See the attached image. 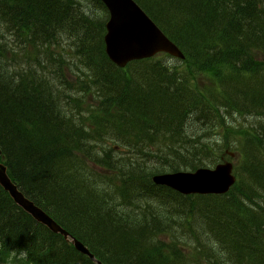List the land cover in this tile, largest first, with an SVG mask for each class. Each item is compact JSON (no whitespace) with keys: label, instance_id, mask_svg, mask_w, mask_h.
I'll use <instances>...</instances> for the list:
<instances>
[{"label":"trees","instance_id":"trees-1","mask_svg":"<svg viewBox=\"0 0 264 264\" xmlns=\"http://www.w3.org/2000/svg\"><path fill=\"white\" fill-rule=\"evenodd\" d=\"M33 1L54 4L56 14L45 21L28 0H0V51L16 58L6 69L38 70L0 84V162L22 195L102 264H264V0H134L184 59H174L177 66L159 54L121 70L104 55L108 14L99 0ZM27 13L34 47L23 49L16 35ZM57 37L70 58L48 66L49 58H37L36 43ZM86 43L96 45L112 76L101 81L74 68ZM152 71L167 80L165 88L145 80ZM17 83L27 98H19ZM65 87L78 90L76 97L65 96ZM105 87L112 90L95 91ZM159 105L167 114L156 121ZM195 112L196 127L178 131ZM249 117L254 126L239 122ZM227 150L239 158L237 181L224 195L182 196L152 182L160 173L212 168ZM196 200L217 208L187 205ZM189 223L191 235L220 223L225 244L196 246L194 237L174 235ZM250 245L240 261L236 251L242 256ZM9 262L96 264L35 222L0 186V264Z\"/></svg>","mask_w":264,"mask_h":264},{"label":"water","instance_id":"water-1","mask_svg":"<svg viewBox=\"0 0 264 264\" xmlns=\"http://www.w3.org/2000/svg\"><path fill=\"white\" fill-rule=\"evenodd\" d=\"M108 11L103 37L107 58L117 67L124 68L134 60L152 58L156 54H168L183 59V53L170 41L155 23L137 6L134 0H100ZM1 155V151H0ZM6 166L0 162V186L17 207L27 213L35 222L53 234L61 235L81 255L90 261H97L93 254L77 239L58 225L39 206H35L6 173ZM233 165L230 162L219 163L214 169H196L194 172H171L153 175V183L173 189L181 195H218L225 194L234 185Z\"/></svg>","mask_w":264,"mask_h":264},{"label":"bare ground","instance_id":"bare-ground-1","mask_svg":"<svg viewBox=\"0 0 264 264\" xmlns=\"http://www.w3.org/2000/svg\"><path fill=\"white\" fill-rule=\"evenodd\" d=\"M28 2H30V4L32 3L34 5L36 4V7L38 9L40 8L39 9L40 11L46 13V19H44L45 21L46 20L48 21V19H50V18L52 19V17L56 14L55 13L56 6L54 4L39 5L38 3H36L33 0H28ZM18 6L20 7L21 5H18ZM80 8H82V7H80ZM29 16H30L29 13L25 14L24 15L25 18H23V20L20 21V23H19L20 25L17 28L18 30H22L24 32L23 33V32H19L18 31L17 35H16L17 38L20 40V42L23 41V43H24V46H23L24 48L23 49H25V47H34V43L32 41H30V36L33 37V34H35V31L33 30V32H32L31 28H33V29H35V28H34L33 24L31 23L33 20H30L31 18H29ZM35 22H36V20H35ZM28 28H30V30H28V32L23 30V29H28ZM13 29L17 30L14 27H13ZM55 36H57V35H55ZM55 39H57V40H54L51 43H48V42L43 43L42 41L36 43V46H37V58H39L40 60L41 59H45V58H49V61H51V62L49 63L48 66H50L52 62H56V61H59L60 63L64 64L65 61H67L70 58V56L67 55L66 53H63L62 60L60 58H58L60 56H57V53L54 52L53 49H52V47H54V46H51V45H57V47H63L64 39H62L61 37H57ZM76 49H77V46H76ZM69 50H71V49H68V51L67 50L66 51L69 52ZM75 53H77V52H75ZM78 54L80 55L79 62L75 63L76 60L74 61V58L72 60L74 61L73 62L74 66H75L74 68H77L80 71V74L81 73L85 74L87 72L96 73V74H98V76H101L100 78H101V81H102V78L104 79V78L110 77V76H112L115 73L113 68H112V66H109L104 61L103 62L101 61L102 60L101 59V55L99 54V51H97V47H96L95 44L86 43V45L85 44L84 45H80L79 46V50H78ZM104 55H105V51H104ZM105 56L107 57V55H105ZM25 59H26L27 62H29V61L31 62V58H25ZM7 60H10L11 62H14L16 60V58L15 57H8L7 56V51L6 52L4 50L0 51V84H2L4 82L7 83V79H19V77L28 79L30 77V75L35 74V73L38 72V70H31L27 74H26V70H20L18 72H10L5 67V65H7V63H6ZM108 61L113 66H115L109 59H108ZM9 66H12V65H9ZM33 66H37V65H33ZM115 67L117 69H120L117 66H115ZM10 68H13V67H10ZM121 69H124V68H121ZM151 77H153L152 86L154 85V86H157V87H159L161 89L166 87L167 80L165 78H162L159 75H157V73L155 71H152V73L150 72L149 73V77L146 76L145 80L149 81L150 80L149 78H151ZM54 78H55L54 75H50L48 80L51 83H53ZM145 80H144V82H145ZM137 82L140 83L141 81H137ZM3 85H0V97L3 96L2 89H1V87ZM16 85L19 86L18 89L21 90L22 93H23V94H20L19 98L20 97L22 99L27 98L28 95L25 94L27 92L26 86H20L18 83ZM50 88H51V90L53 91V94H54V87L50 86ZM63 90L65 91L64 92V94H66L65 96H69L71 98L76 97V95L78 93V90L69 89L67 87H65ZM100 90L111 91L112 89L105 87V88H102V89H97L95 91L99 93ZM63 99H65V97H63ZM65 102L70 104L71 101H69V100L66 101V99H65ZM62 106H65V104L62 103ZM157 110H158L157 112H154V116H155L154 120L160 121V120H162V118L165 117L164 114L165 115L167 114V110L161 105L158 106ZM197 114H198V112L197 113L195 112L194 114H192V116L186 117V119H184L185 120L184 122L181 120L180 127L182 129H179L178 131L181 132V130L192 129V127L195 128L196 126H195L194 119L196 118ZM99 127L102 128V126H100V125H99ZM175 133H179V132L176 131ZM146 153H147V151H146ZM134 154H136V153L134 152ZM187 205H189V206L197 205V207L200 206L202 208H207L209 206L210 209H211V207L215 208V209L217 208V206H216L217 204L216 203H213V202H207V203L205 202V203H203V202L198 201V200L190 201V202H188ZM193 226L194 225L191 224V223H189L188 226L184 225V229L176 231L174 235H176V237H178L180 239H184L186 237L187 238L194 237L193 244L196 245V246L199 245V244L203 245V243H207V242H208L207 244L210 243V244H212L214 246H219V247H220V243L223 242L225 244V241L223 240V234H224L223 233V227H222V225L220 223H219V225H214V224L210 225V224H208V227L206 225H203V226H201L199 228V230H197L195 235H191L192 232L188 231L186 229H188L189 227H193ZM234 232H236L237 235H239V236L241 234H243V232L241 230L234 231ZM233 237L235 238L234 235H233ZM251 248H252V245L248 246V249L244 252V254H242V256L239 255L237 253V251H236V254L238 256H240L238 259L240 261H244L246 259V257H247L246 254L249 252L248 250L251 249ZM170 264H179V262H178V260H175V261H172V263L170 262Z\"/></svg>","mask_w":264,"mask_h":264},{"label":"rangeland","instance_id":"rangeland-1","mask_svg":"<svg viewBox=\"0 0 264 264\" xmlns=\"http://www.w3.org/2000/svg\"><path fill=\"white\" fill-rule=\"evenodd\" d=\"M87 4V2H83V7L85 6ZM87 7H89V6H87ZM52 49H53V51L54 52H56L57 53V56H61L62 57V55H63V53H66L67 55H69L70 54V51L69 52H67L68 51V47L63 43V48L62 47H57V46H54V47H52ZM67 50V51H66ZM63 51H65V52H63ZM56 56V57H57ZM260 57V59H262V56H259ZM168 62L169 63H171V64H173V65H179V62H177V61H175L174 59H168ZM68 63L70 64V62L68 61ZM68 68V67H67ZM65 75H67V77H69V76H71V71H70V69L68 68L66 71H65ZM212 76V74L210 75V77ZM205 84H207V81L206 80H204L203 81V83L202 84H200V86L203 88V87H206V85ZM209 85V84H208ZM89 103H90V101H88ZM83 108H85L84 107V105L82 106ZM241 124H243V125H248L249 126V123H250V125L251 126H254L255 124H254V119L253 118H251V117H249V119H246V120H241V121H239ZM229 140H231V143H232V141L235 143V141H234V139H229ZM231 150H234L233 149V146H231ZM236 158H239V156H238V154H235V156H234V158L233 159H229V161H231L232 162V164H234V165H237V160H236ZM195 228H197V227H195ZM6 264H18L17 262H15V263H11V262H9V263H6Z\"/></svg>","mask_w":264,"mask_h":264}]
</instances>
